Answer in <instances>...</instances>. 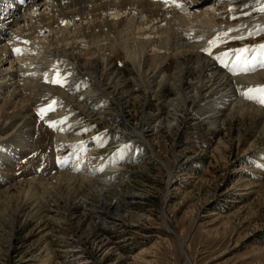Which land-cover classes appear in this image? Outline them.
<instances>
[{
	"label": "rangeland",
	"instance_id": "rangeland-1",
	"mask_svg": "<svg viewBox=\"0 0 264 264\" xmlns=\"http://www.w3.org/2000/svg\"><path fill=\"white\" fill-rule=\"evenodd\" d=\"M231 2L233 11L225 0L219 5L221 23L264 13V0ZM249 47L264 48V25L245 37L218 40L207 53L225 68ZM113 60L131 75L130 63ZM68 75L55 73L51 86H65ZM70 81L65 89L84 99L88 84L75 90L77 84ZM254 89L253 95L242 94L264 109V83ZM135 93L123 127L112 119L122 116V109L114 101L102 102L103 95L93 99L101 110L90 105L89 113L59 89L38 91L39 100L30 103L27 134L33 149L0 142V264H264V136L256 138L255 118H231L226 111L224 125L215 128L183 106L175 119L168 101L174 90L168 89L165 99L145 89ZM145 113L154 115V128L141 137ZM64 124L74 128L57 137L56 129ZM118 151L120 170L104 175L107 158ZM59 171L103 175L111 183L99 190L95 182H65L23 209L31 200L21 197L20 182ZM50 184L57 183L51 179ZM106 200L120 209V218L103 219L100 207ZM102 238L109 246L101 245Z\"/></svg>",
	"mask_w": 264,
	"mask_h": 264
},
{
	"label": "bare ground",
	"instance_id": "bare-ground-1",
	"mask_svg": "<svg viewBox=\"0 0 264 264\" xmlns=\"http://www.w3.org/2000/svg\"><path fill=\"white\" fill-rule=\"evenodd\" d=\"M225 1L232 4L230 11H233L236 6L231 0ZM221 2L0 0V142L16 150L30 151L34 147V141L27 135L31 130L30 103L39 100V90L54 88L77 106L84 105V111L91 110L90 105L101 110L102 107L96 106L98 100H93L97 95H103L102 102L114 101L123 115L112 119L123 127L129 123L124 113L137 98L135 91L145 89L146 93L165 99L170 89L175 93L168 100L175 119L183 106L211 126L221 128L227 111L231 118L253 116L256 138L264 136V109L242 94L251 93L264 83V48L249 47L239 52L232 65L225 68L219 67L218 59L207 53L209 46L218 40L255 32L264 25V13L237 24L221 23L218 20ZM116 57L131 64L130 76L114 62ZM58 72L71 74L70 80L77 84L75 90L88 84L85 98L77 100L72 89H65L71 86L70 80L65 86H51V78ZM17 73L22 74L21 80ZM45 78L49 83L44 85ZM154 119V115L145 113L142 130L138 131L141 137L154 128ZM73 128L64 124L56 129L57 137H66L64 134ZM254 144L251 141L249 147ZM261 151L264 154V149ZM120 152L107 158L110 166L104 175L120 170L117 163ZM2 159L12 162L7 155H2ZM59 172L49 178L32 177L20 182L21 197L31 200L23 209L39 204L52 189L62 188L65 182H95L99 190L111 183L103 175L93 178ZM51 179L57 184H50ZM20 207L21 203L18 208L21 212ZM100 208L104 220L113 221L121 216L112 201H104ZM100 241L102 246H109L107 239ZM77 251H70L72 259Z\"/></svg>",
	"mask_w": 264,
	"mask_h": 264
}]
</instances>
